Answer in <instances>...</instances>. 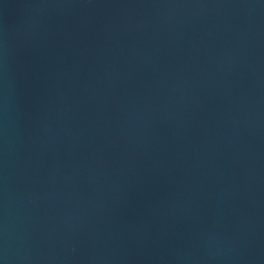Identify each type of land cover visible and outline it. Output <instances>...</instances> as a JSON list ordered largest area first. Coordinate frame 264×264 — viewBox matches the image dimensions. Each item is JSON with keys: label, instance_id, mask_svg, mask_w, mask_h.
I'll use <instances>...</instances> for the list:
<instances>
[{"label": "water", "instance_id": "1", "mask_svg": "<svg viewBox=\"0 0 264 264\" xmlns=\"http://www.w3.org/2000/svg\"><path fill=\"white\" fill-rule=\"evenodd\" d=\"M0 264H264V0H0Z\"/></svg>", "mask_w": 264, "mask_h": 264}]
</instances>
